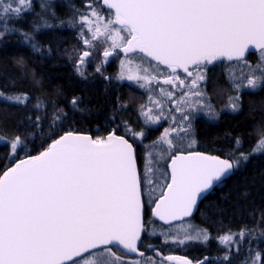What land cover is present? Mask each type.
Here are the masks:
<instances>
[{
    "label": "snow or ice",
    "instance_id": "1",
    "mask_svg": "<svg viewBox=\"0 0 264 264\" xmlns=\"http://www.w3.org/2000/svg\"><path fill=\"white\" fill-rule=\"evenodd\" d=\"M41 7L46 11L48 6ZM32 8V0H0V40L20 32L33 54L44 55L32 32L8 24ZM104 8L109 10L107 19ZM37 16L33 32L53 27L41 14ZM73 17L69 26H78L86 49L73 60L81 78L87 79L81 66L99 52L102 63L122 57L120 80L145 89L162 83L183 91L173 100V91L160 88V94L174 105L167 116L163 102L151 95L149 100L159 114H153L152 108L142 111L150 124L171 119V125L153 141L165 146L155 155L143 142L145 132L127 123L123 130L117 124L105 136L93 138L64 130L67 113L54 102L48 111L36 98L29 111L33 100L29 93L5 90L15 88L14 80L0 88V103L25 109L12 138L5 140L0 134V144L7 149L4 159L11 165L0 163V264H212L210 256L193 260L162 255L155 245L142 244L141 238L152 217L165 225L191 217L198 200L242 168L250 156L264 152V125L254 127L257 138L247 153L241 151V136L233 139L226 158L189 150L196 143L193 113L204 111L211 119L219 118L205 90L211 66L226 64L224 72L235 92L225 105L231 112L241 111L244 91L255 93L264 85V0H82ZM250 48L257 54L255 64L246 58ZM15 64L26 79L24 58ZM95 70L101 73L100 67ZM32 83H40L34 72ZM69 103L83 111L76 96ZM111 120L115 123L116 117ZM134 145L141 148L139 162ZM161 160L170 163L165 168ZM161 178L167 181L164 190L153 198ZM253 232L241 228L220 236L225 251L216 259L221 264H264V248L247 250L243 259L239 256L240 245ZM259 234L264 236V228ZM160 235L165 244L211 239L206 229L197 230L196 235L185 230L183 237L167 230Z\"/></svg>",
    "mask_w": 264,
    "mask_h": 264
},
{
    "label": "trees",
    "instance_id": "2",
    "mask_svg": "<svg viewBox=\"0 0 264 264\" xmlns=\"http://www.w3.org/2000/svg\"><path fill=\"white\" fill-rule=\"evenodd\" d=\"M32 4V10L24 13L22 19L9 20L8 23L12 28L32 32L35 41L43 46L44 55L33 54L29 45L22 42L20 32H10L0 40V88L14 80L15 88L9 86L5 90L29 93L33 97L28 105L29 111L36 98L45 103L48 111L54 102L67 113L68 118L62 126L64 130L74 129L96 138L105 136L110 128L117 124L121 130L124 129L125 123L132 127L131 117H134L133 112L141 102H136L137 92L130 85L120 83L116 86L114 78L117 68L116 56L110 58L107 63H102L99 52H94L93 57L81 66V71L87 79L81 78L74 70L73 60L86 49L80 42L78 26L70 27L68 22L74 18L73 13L81 8L82 0H32ZM41 4L48 6L46 11ZM108 11L106 8L102 11L105 19L108 18ZM37 14H41L53 27L33 32L32 24L39 20ZM49 48L52 49L51 54H48ZM20 57L24 58L27 65L26 79L20 77L15 64V60ZM253 60L248 59L249 62ZM218 64L220 63L212 66L209 73L210 84L207 87L210 85L215 92H222L226 90L227 83L223 78V70H216ZM96 67L101 68L102 74L96 72ZM32 72L40 81L39 85L32 83ZM73 96L81 101L80 108L83 111L76 110L69 103ZM117 103L126 104L127 107L117 110L114 108ZM24 112L25 109L19 106L0 103V134L5 140L12 138L18 121L23 119ZM112 117H116L115 123L112 122ZM193 125L196 140L193 146L205 149L211 155L226 158L233 148V139L236 136L242 137L241 151L249 152L257 138L254 127L264 125V86L255 93L248 91L242 93L240 112L221 110L219 118L212 123L196 118ZM45 126L47 127V124ZM39 143L40 141H36L37 145ZM29 148L32 154H36V148L31 144ZM139 149L140 147L136 145L138 162L141 156ZM193 149L192 147L189 150ZM6 151L4 145L0 144V163L7 167L11 165L4 159ZM20 155L23 157L24 154ZM262 214H264V153L250 156L242 168L217 184L205 198L198 201L197 209L191 217L178 221L180 223L190 220L201 230L206 229L211 237L207 243L196 241L194 245L199 248L197 251H188L187 255L193 260L210 256L213 258L212 264H221L216 258L223 256L225 246L219 237L229 231L236 233L241 228L254 230L253 235L246 237V242L240 245L241 259L247 256L249 249L264 248V236L259 234L261 228H264ZM151 220L152 222L146 226V233L142 235V244H153L157 250L162 251V254H171L168 244H165L159 235L150 233L162 223L154 218Z\"/></svg>",
    "mask_w": 264,
    "mask_h": 264
},
{
    "label": "rangeland",
    "instance_id": "3",
    "mask_svg": "<svg viewBox=\"0 0 264 264\" xmlns=\"http://www.w3.org/2000/svg\"><path fill=\"white\" fill-rule=\"evenodd\" d=\"M9 24V23H8ZM0 27H2V25H0ZM10 27V24H9ZM120 58L122 57H117V63H116V70H115V79L116 82H118L119 84L121 83H125L128 84L132 87V89H135L134 91L137 92L136 94V102L140 103L139 106L134 110L133 115L134 117H131V125L133 129H137L138 131H144L145 132V138H144V144H147L149 146V150L153 151L155 155H159L160 150L162 148H164V145H153V141H157L158 138L161 136L163 129L166 127H169L171 125V119H161V121L158 124H150L146 118L142 115V111H147L148 108H152L153 109V114H159V109L153 105L151 103V101L149 100V96L151 95L153 99H159L163 102L164 104V111H165V115H168V112L170 109H172L174 107L173 102L169 101L166 99V97L162 96L160 94V88L163 87L164 89H166L167 91H173L175 93L173 100L178 99L181 95V92L183 91V89L177 87L175 89L172 88V86L170 85H164L162 83L160 84H153L150 89H145V88H140L137 84L127 81V80H120L118 79V74L121 71L120 69ZM255 59L251 62L252 64H255L257 61V56L254 57ZM137 63H139V61H137ZM163 67V66H161ZM216 70L218 69H222L223 71V78L225 79V82L227 83V88L224 91H219V92H215V90L212 87H207L208 84H210V80L208 79V81L206 82V92L208 94V99L210 100L211 104L213 105L214 109L216 110V112H220L221 110H227L229 111L225 105L228 103V97L230 95H235L234 90L231 88L230 84L228 83V79L225 75L224 69L226 67L225 63H220L218 64V66H216ZM233 68L238 72L239 68L234 64ZM245 71H248V69H244ZM181 78L184 77V74L182 72H180ZM162 80V77H161ZM141 106H143V108H141ZM231 112V111H230ZM177 118L179 117V113H174ZM195 119L198 117H203L208 121H215L216 119H211L210 118V114L206 113L204 111H197L195 113H193ZM166 122V123H165ZM195 137V136H194ZM4 139V138H3ZM141 150V148L139 149ZM264 153V152H262ZM169 161L167 160H161V163L165 165L168 164ZM162 170V169H161ZM167 181H165L163 178L160 179L159 181V185L156 187L155 192L153 193V198L157 197L160 195L161 191L164 190L163 186ZM145 199H147V197H145ZM162 223V222H161ZM169 231L171 233V235H179L181 237H183V235L185 234V230H187V232L189 234L192 235H196L197 230H201L198 226L194 225L191 223L190 220H186L185 222H174L172 225H166L164 223H162L160 225V227L158 228H154L153 231H155L156 235L160 236V239H162L164 241V237L162 235H160V233L162 231ZM151 234L153 232H150ZM196 241H189L187 244L185 245H179V244H171L169 243L168 249L171 252V254H167V255H173V256H181V257H187L189 258V256L187 255L188 251H197V249L199 248L197 245L195 246L194 244ZM198 242V241H197ZM150 244V243H147ZM173 251V252H172ZM146 255H153V253L151 252H146ZM162 255H166V254H162ZM137 259H139V257H136ZM190 259V258H189Z\"/></svg>",
    "mask_w": 264,
    "mask_h": 264
},
{
    "label": "flooded vegetation",
    "instance_id": "4",
    "mask_svg": "<svg viewBox=\"0 0 264 264\" xmlns=\"http://www.w3.org/2000/svg\"><path fill=\"white\" fill-rule=\"evenodd\" d=\"M257 56V54H256V52L255 51H250L248 54H247V60L248 59H255L254 57H256ZM212 67V66H211ZM115 84H116V86H118V85H120L118 82H116V79H115ZM264 85H262L261 86V88L263 87ZM209 87H210V85H209ZM198 118H201V119H203V120H205V121H207V122H209V123H212L213 121H208V120H206L205 118H203V117H198ZM197 118V119H198ZM135 147H136V145H134ZM193 151H200V152H203L204 154H206V155H211L210 153H208L205 149H202V148H199V147H197L196 145L195 146H193ZM221 158H224V157H221ZM146 215H150V213H146ZM189 218V217H188ZM187 218V219H188ZM141 250H144L142 247H141Z\"/></svg>",
    "mask_w": 264,
    "mask_h": 264
},
{
    "label": "water",
    "instance_id": "5",
    "mask_svg": "<svg viewBox=\"0 0 264 264\" xmlns=\"http://www.w3.org/2000/svg\"><path fill=\"white\" fill-rule=\"evenodd\" d=\"M250 51H255V50L252 49V48H250V49H249V52H250ZM168 163H170V161H169ZM168 171L170 172V169H168ZM198 201H199V200H198ZM194 211H195V210H194ZM152 218L156 219L155 217H152ZM187 218H188V217H186V218H184V219H187ZM156 220H158V219H156ZM158 221H159V220H158ZM159 222H162V221H159ZM174 222H177V221H174ZM174 222H173V223H174ZM162 223H163V222H162Z\"/></svg>",
    "mask_w": 264,
    "mask_h": 264
}]
</instances>
